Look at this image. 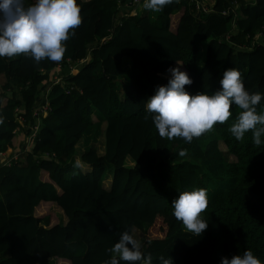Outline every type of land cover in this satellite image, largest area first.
<instances>
[{
    "label": "trees",
    "instance_id": "trees-1",
    "mask_svg": "<svg viewBox=\"0 0 264 264\" xmlns=\"http://www.w3.org/2000/svg\"><path fill=\"white\" fill-rule=\"evenodd\" d=\"M76 2L81 24L69 30L61 61L0 57V154L15 147L16 129L30 134L29 150L0 164V264H107L121 233L134 230L152 264L161 256L220 264L247 250L264 264V143L251 131L231 134L242 110L233 104L225 123L186 143L160 137L146 109L173 67L193 81L190 95L214 94L235 68L245 89L264 97V0H172L161 11L146 0ZM81 62L61 84L39 89ZM42 98L50 110L31 137ZM255 108L264 114V98ZM196 189L208 197L201 235L171 207ZM158 222L165 234L148 238Z\"/></svg>",
    "mask_w": 264,
    "mask_h": 264
},
{
    "label": "clouds",
    "instance_id": "clouds-1",
    "mask_svg": "<svg viewBox=\"0 0 264 264\" xmlns=\"http://www.w3.org/2000/svg\"><path fill=\"white\" fill-rule=\"evenodd\" d=\"M172 0H146L144 7L161 11ZM27 4V6H26ZM80 7L76 0H0V57L24 54L37 63L41 60L59 62L65 52L64 42L69 30L81 24ZM74 34V33H72ZM171 78L158 86L147 99L146 109L152 117L158 135L169 140L179 137L186 143L201 136L215 124L225 123L232 115L234 104L242 111L230 132L236 140L251 131L256 145L264 143V114H257L255 106L262 100L260 92L250 93L244 87L241 73L229 68L222 73L220 87L214 94L190 95L186 85L193 81L178 67L168 69ZM186 153L181 151L180 156ZM208 197L204 189L184 191L171 203L173 216L190 232L201 235L208 223L200 218L207 208ZM142 244L127 231L110 249L115 254L107 264H152L151 254L141 251ZM118 257V258H116ZM160 264H173L170 257L159 258ZM220 264H261L251 250L230 259L222 257Z\"/></svg>",
    "mask_w": 264,
    "mask_h": 264
},
{
    "label": "rangeland",
    "instance_id": "rangeland-1",
    "mask_svg": "<svg viewBox=\"0 0 264 264\" xmlns=\"http://www.w3.org/2000/svg\"><path fill=\"white\" fill-rule=\"evenodd\" d=\"M209 2V0H204V2H203V5L206 7V4ZM89 58V57H88ZM88 58H86V60H88ZM83 62H81V63H76V64H74V65H70L69 66V68H68V70H67V72H65V74H64V72H62V70H61V72H56V78L58 77V76H68V75H73L75 72H78V69H79V66L82 64ZM55 80V78H53V76L52 75H50V78L48 79V81L46 82V83H40V85H39V89L41 90V88H44L45 89V87L47 86V85H51V83L53 82ZM3 83H4V79L2 78V77H0V93H1V87H2V85H3ZM8 96L10 97V94H8ZM18 123H20V120H18ZM18 129H16V131H17ZM15 131V132H16ZM19 133H20V130L18 131ZM22 133V132H21ZM21 133L19 134L20 136H17V133H16V139H15V146H17V142L19 143V141H22L23 140V138H22V136H21ZM18 137V138H17ZM24 139H26V137L24 138ZM26 141H27V139H26ZM22 143V142H21ZM220 143V142H219ZM26 146H27V144H26V142H24L22 145H21V147H23V148H26ZM220 149L221 150H223V151H225L226 149H225V147L223 146V144L222 143H220ZM11 151L13 152V150L11 149ZM7 152H10V150H8ZM14 153H11V155H13ZM231 160H233V158H231ZM5 161H7V156L6 155H0V164L1 163H3V162H5ZM107 182V185L109 184V182H110V179H108V180H106L105 181V183ZM48 210H47V213L48 214H52L53 212L57 215V216H61V214H60V212L56 209V208H52L51 209V207L50 208H47ZM46 210V209H45ZM42 212H43V214H42ZM36 215L37 216H40V215H45V212L42 210V209H38L37 210V212H36ZM165 234V227H164V225L161 223V222H158L156 225H155V227H154V229L152 230V231H150L149 232V234H148V238H155V237H160V236H162V235H164ZM132 236H133V238L134 239H137L141 244H142V242H143V238H144V236L139 232V231H137V230H134L133 231V233H132ZM60 264V263H59Z\"/></svg>",
    "mask_w": 264,
    "mask_h": 264
},
{
    "label": "built area",
    "instance_id": "built-area-1",
    "mask_svg": "<svg viewBox=\"0 0 264 264\" xmlns=\"http://www.w3.org/2000/svg\"><path fill=\"white\" fill-rule=\"evenodd\" d=\"M140 2H142V0H133V4H136V5H138ZM201 9L205 11V9L203 7ZM65 77H66V75L65 76H58V78H56L54 80V83H52L51 85H47L45 87L46 91H48L52 87V85L61 84L62 79L65 78ZM46 94L47 93H45V95ZM41 100L42 101L40 103L35 104V106L33 108V117L36 120V125H35V127H34V129L32 131L31 137H34L36 135V133L38 132V130H39L40 126H41V119H43L47 115L49 110H50L48 102L46 101V98H42ZM20 124H21V122H20ZM13 159H15V157ZM6 162L7 161H5L3 163H6Z\"/></svg>",
    "mask_w": 264,
    "mask_h": 264
},
{
    "label": "crops",
    "instance_id": "crops-1",
    "mask_svg": "<svg viewBox=\"0 0 264 264\" xmlns=\"http://www.w3.org/2000/svg\"><path fill=\"white\" fill-rule=\"evenodd\" d=\"M140 9H141V8H140ZM140 9H139V10H140ZM204 9H205V7H204ZM120 10H121V9H120ZM204 12H207L206 9H205ZM123 13H124V14H123ZM120 14H123V15H119V13H118V17H120V18H121V17H125L126 15H128V13H125V11H124V12H121ZM18 131H19V130H17V132H16V133H17V136H20L19 134L22 132V133H21V136H22L23 140H22V141H19V143L17 142V146L8 149V150H10V152H5V153H3V154H0V155H6V156H7V162L10 161V158H11V157L14 158L15 155H16V153L21 152L22 150H26V151L29 150V146H30V139H29V137H30V134H29V137H26V136H24V134H23L24 130H21L20 133H19ZM25 137H26L27 141H26V139H24ZM17 138H18V137H17ZM21 142H22V143H21ZM24 142H26V144H27L26 148L21 147V145H22ZM14 144H15V140H14ZM11 149L13 150V152L11 151ZM11 153H14V154L11 155Z\"/></svg>",
    "mask_w": 264,
    "mask_h": 264
}]
</instances>
